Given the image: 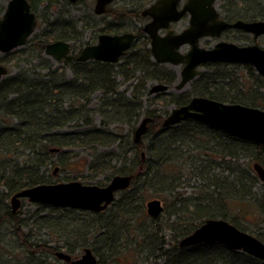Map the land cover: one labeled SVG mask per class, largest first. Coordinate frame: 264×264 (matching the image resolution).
I'll list each match as a JSON object with an SVG mask.
<instances>
[{
  "label": "trees",
  "instance_id": "trees-1",
  "mask_svg": "<svg viewBox=\"0 0 264 264\" xmlns=\"http://www.w3.org/2000/svg\"><path fill=\"white\" fill-rule=\"evenodd\" d=\"M29 1L34 11L40 7L54 10L60 4L59 0ZM62 1L73 5L68 0ZM80 21L62 12L56 19H44L38 15L37 27L40 30L28 39V49H14L4 55V61V57H0V63L17 61L19 68L16 73L10 68L0 80L1 230L5 223H9L22 244L30 246L20 212L12 211L11 197L27 187L63 181L54 175L56 167L75 174L65 179L67 181L87 178L81 171L89 169L94 174L93 179L104 175L103 183L98 182L101 185L108 183L116 174L133 175L130 188L119 193L121 198L118 204V210L128 213L124 216L131 217V221L144 215V204L152 197L166 199L167 194H174L176 203L182 201L185 204L179 207L180 210L171 212L176 217L173 224L186 218L189 220L176 234V241L171 247L176 250V258L169 264H264V261L245 252L217 243L181 247L177 240L192 233L204 220L220 218L264 242L262 232L240 223V219H245L247 208L243 211L240 206H232V201L241 203L250 197V208L264 212V197L254 192L259 178L251 165L249 169L253 175L239 169L241 167L238 165V169L231 167L233 161L241 156L242 150L246 155L250 156L251 153V163L256 161L264 166V144L239 140L196 120L166 128L163 118L168 114L167 109L164 112H148L152 117L148 131L140 142H135L134 133L142 117L149 83L174 84L178 79L177 73L152 59L148 40L143 34L142 40H138L116 64L75 60L69 65L56 66L44 54L47 44L57 40L71 41L72 51L77 55L87 44L83 32L79 30ZM21 62H24V67L19 66ZM227 67L230 66L209 65L210 73H203L194 80L190 91L180 95L171 94L163 99L164 104L180 106L188 103L192 96L200 95L264 109V78L256 74L252 67L248 68V78L242 74L236 76L237 72L233 73ZM55 74L59 75V79L53 78ZM126 83H129L128 87L122 90L121 86ZM93 103L96 105L92 108ZM96 115L101 117L99 124H96ZM122 124L128 127L126 135L117 133L118 125ZM116 145L118 148L111 150ZM80 147L93 150L92 160L81 161L77 158L79 155L74 149ZM101 147L107 150L100 153ZM154 153L158 154V165L151 163ZM229 158L233 161H229ZM113 160L115 164H112ZM214 165L222 167L221 173L215 172ZM184 169L202 178L207 189H212L214 200L193 203L182 192H177V181L180 179L173 175ZM169 182H173L170 188ZM135 206L137 210L131 211ZM57 218L42 216L33 225L40 224V227L55 231L61 229L55 222ZM150 219L153 224L159 225V232L156 234L147 229L143 238L156 235L159 241L156 250H161L157 257H163L168 252L163 249L166 241L163 236L159 237V233L163 231L164 234L167 230L158 219ZM90 225L95 230L101 224L93 222ZM127 227L130 229V226ZM170 227L166 229L172 232V225ZM102 230H106V233L101 235L111 236L108 228ZM114 235L113 231L105 248L116 241L118 244V236L114 238ZM95 243L91 248L99 258V264H103L101 246ZM121 245L124 247V250H119L122 256L128 246L139 247L129 240ZM69 252L75 253L73 248H69Z\"/></svg>",
  "mask_w": 264,
  "mask_h": 264
},
{
  "label": "water",
  "instance_id": "water-1",
  "mask_svg": "<svg viewBox=\"0 0 264 264\" xmlns=\"http://www.w3.org/2000/svg\"><path fill=\"white\" fill-rule=\"evenodd\" d=\"M76 3L80 0H69ZM113 0H97L95 12L102 14L107 5ZM169 1H171L169 3ZM177 0H157L147 8L144 13L153 16L152 22L146 25L145 30L152 38L154 58L160 63L179 65L185 62L180 74L177 89H182L201 70L199 65L208 62H241L253 65L257 72L264 76V48L258 43L241 46L233 42L220 41L213 48L200 46L199 38L205 35L220 36L223 29L234 26L254 32L255 38L264 33V21L244 22L237 21L229 24L218 19V13L210 2L213 0H189L186 6L191 10V28L185 33L168 34L162 37L158 34L161 27H168L170 20L179 19L181 12L176 10ZM199 2L203 4L199 5ZM169 3V4H168ZM208 4V8L205 7ZM171 6L173 14L167 13ZM199 11H198V10ZM37 24L36 13L32 11L29 0H11L7 6L4 17L0 20V52L7 53L26 44ZM135 36L132 34H108L99 36L98 43L87 45L76 57L78 61L90 59L116 63L131 48ZM185 43L192 45L191 50L182 54L178 48ZM71 43L58 40L47 44L45 54L55 61L65 58L68 64L74 55L69 53ZM8 69L0 64V80L7 74ZM170 88L169 85L155 84L151 93ZM194 119L206 123L216 129L223 130L228 135L264 144V109L241 103H227L209 97L194 96L186 105L173 108L164 119L163 126L169 127L182 121ZM151 117H146L138 124L135 130V141L139 142L148 131ZM58 150V148H53ZM143 157L145 154L143 153ZM260 179L264 182V167L260 163L254 164ZM133 175H115L108 185L85 184L79 180L59 183L38 184L27 187L15 193L11 198L12 211L17 212L21 206L22 198L30 202L48 204L56 207H70L74 209L100 212L108 208L115 200L116 193L130 187ZM147 213L158 218L165 210L160 198H154L146 203ZM1 230V226H0ZM219 243L229 249L243 251L264 260V242L254 235L239 229L225 219L210 218L205 220L194 232L183 237L180 246H193L198 244ZM57 256L71 264H98V259L91 248L87 247L81 258L72 260L71 255L59 251Z\"/></svg>",
  "mask_w": 264,
  "mask_h": 264
},
{
  "label": "rangeland",
  "instance_id": "rangeland-1",
  "mask_svg": "<svg viewBox=\"0 0 264 264\" xmlns=\"http://www.w3.org/2000/svg\"><path fill=\"white\" fill-rule=\"evenodd\" d=\"M11 0H0V20L4 17V14L6 13L7 6ZM60 4L59 7L55 10L45 9V7H40L39 10L35 11L37 16L41 15V17L48 18V19H56V17L59 15L60 12L62 14H70L71 17H75L80 19L79 23V30L83 32V39L84 41H94L97 38L98 31H96L97 28L99 27H105V22H107V17L105 14L97 15L94 13V5L95 1L94 0H83L81 3L69 5V4H64L62 3V0H59ZM147 1V2H146ZM150 0H115L114 3L111 5V9H114L117 7L118 9H123L126 10L130 6H135L138 7L139 5L142 6V4L148 3ZM238 2L235 3L234 8L238 12H242L243 14L249 15V16H254L257 14L258 11V1L259 0H236ZM220 3H223V0L219 1ZM261 7L262 11L264 12V0H261ZM260 6V5H259ZM40 30V27L38 26L37 29L35 30L38 32ZM98 30V29H97ZM215 40V39H213ZM216 41V40H215ZM260 44L262 47H264V37L259 39ZM248 43H251V39L247 41ZM209 45L205 42L202 41L201 45L207 48L213 47L215 45V42L213 43L212 40H209ZM30 44H26L23 46V49H28ZM5 54L0 53V57L4 61L5 59ZM16 62L13 63H2L3 65L7 66L8 70L11 68L13 69V73L18 72V66H16ZM56 66H63L64 64L62 62H55ZM20 67H24V62H21L19 64ZM167 67L170 69L174 70L177 73L178 79L174 84H169L170 88L160 91V92H154L150 93V89L155 85V84H161V82H155L152 81L149 83V90H148V95L144 97V106L142 110V117L140 118L138 124L141 122L146 117H151L148 115L149 111H157V112H164L166 109L168 110V114L171 112V110L177 105L171 104V105H165L163 102V99L170 97L171 94L174 95H180L183 94L187 91H190L192 89V82L188 83L184 88L182 89H177L176 86L179 83V77H180V71L182 69V65L174 66V65H168L166 64ZM227 69H230L233 73L237 72L236 76H239V74H242L243 77L248 78L249 73L248 71L244 70L243 68H239L238 70H234V68L227 67ZM202 71L204 73H210V69L207 67H203ZM197 79V78H196ZM195 79V80H196ZM165 84V83H163ZM129 83L123 84L121 86V89L124 90L128 87ZM263 92V91H262ZM98 95V94H97ZM96 103L92 105V108L95 107ZM262 108V107H261ZM167 114V115H168ZM167 115H164L163 121ZM96 124H99L101 121V117L96 115L95 116ZM137 124V125H138ZM180 124V123H179ZM177 125V124H175ZM174 125V126H175ZM119 129L117 130V133H120L121 135H126L128 134V127L126 125H118ZM137 128V127H136ZM168 128V127H166ZM136 130V129H135ZM141 141V140H140ZM118 148V145L112 146L111 150H115ZM107 149L105 147L99 148V152L103 153ZM74 151L79 155L77 158H79L81 161H90L92 160L93 156V150L90 148H85V147H80V148H75ZM245 150L241 151V156L234 160L229 158V161H233V164L231 167L237 168V165L241 168L239 169H245V171L249 172L250 174L253 175V172L250 171L249 166L254 169V164L256 161L252 162L250 161L251 159V153L250 156L244 154ZM118 152V151H117ZM253 152V151H252ZM219 161H221L218 158ZM115 164L116 162L113 160L112 164ZM121 163V162H118ZM215 166V172L216 173H221L222 167L221 166ZM54 168V167H53ZM238 169V168H237ZM57 170L54 175H57L60 179L63 181H67L68 177H72L75 175L73 172L69 173L68 171H63L59 170L58 167L54 169V171ZM86 171V172H85ZM82 170L81 172H84V175L88 176L87 178H82L79 179L80 181L86 183V184H99L98 182L104 181V175H101L98 177V179H93L91 178L94 176L93 172L89 171V169ZM255 171V169H254ZM109 173V171H106ZM228 171L225 173L227 174ZM256 173V171H255ZM174 178L180 179L177 181V192H182L184 197H187L188 200H190L193 203L199 202V201H206L210 202L213 199V196H215L212 192V189H207L206 184L203 183L202 178L198 177L197 175L191 173L190 171H186L185 169L182 170L179 173H175ZM108 183H105L103 185H107ZM254 192L257 194L259 197L262 196L264 197V182L259 178L258 182L255 184ZM174 195V194H173ZM172 194H167L166 199H162L165 204V211L163 215L160 218V223L164 226L165 233L163 234V231L159 233V237L163 236L164 240L166 241V247L171 248L173 243H175V238L177 232H175L174 228L176 227L177 224H173L176 220V217L171 215V212L173 211L176 201L175 198ZM121 196L118 195L117 200L114 204L110 206L109 211H106L104 214H98V213H93L89 211H82V210H77L73 208H59V207H53L49 205H43V204H38V203H33L30 202L28 199H23L22 204L20 206L19 212L21 214V217L24 220V232L27 234L28 239L30 240V244H41L43 242H46L47 244H51L53 246H59L62 244H65L66 247L61 248L63 251L72 254V255H82L83 253V248L84 247H91V245L95 244L100 245L99 247L100 252H101V257L104 262L103 264H163L164 263V258L163 257H157L158 253H149L147 250L140 248V247H127V250L125 252V255L122 256L119 254L120 251L124 250L123 246L119 249L116 247L115 253H110L107 248L104 247V245H107L106 241L100 240L98 241L95 240L96 237H82V241L80 245H75L76 244V238L74 236L69 237L68 235L65 234L63 229H50L48 227H40V224L37 226H34L33 223L35 219L39 217H44L46 215H51V217H59L60 219L64 220L65 222L69 220H78L82 221L84 223L89 222V225L93 222H98L100 224L101 221L104 222L107 218H110L112 216V213H115V219L118 222V226L120 227L121 223H124L125 225L127 224L130 226V229H133L129 235V233H125V231H121V243L125 242L126 240H131L134 239V236L140 229H149L153 233H158V229H154L153 223L151 222L150 216L147 214L146 211V201L144 204L143 216H139L134 218V220L131 221V217L129 216H124L127 215L128 213H124L122 210H118V204L120 202ZM155 198V197H152ZM150 198V199H152ZM158 198V197H157ZM245 199L243 202H233L232 201V206H240L243 208V211L245 208L247 210L245 211L246 216L245 219H240V223L244 226H247L251 229H254V231H260L264 234V212L259 211L257 209H252L250 208L249 203L252 201V198ZM161 199V198H160ZM11 204V201H10ZM112 209L114 211H112ZM242 211V212H243ZM248 211V212H247ZM234 211H231L233 213ZM122 213V214H121ZM188 220L187 218L184 219L183 221L180 220V222H186ZM248 221V222H247ZM79 224V223H78ZM126 225V226H127ZM172 225L173 231L171 232L169 229H166V227H170ZM92 226V225H91ZM112 230L116 229L118 230V227H113L115 226V223L111 225ZM95 231V230H94ZM118 236V231L115 233ZM15 234L12 232L10 224L5 223L2 227V230L0 232V257H3L6 259V262L11 261L12 258L15 260L18 259H24L28 255L24 252V248L20 246L17 250H13V245H16L17 240L16 237L14 236ZM132 235V236H131ZM156 236V235H155ZM125 237L122 241V238ZM181 238H177V240L180 241ZM18 244V243H17ZM22 245V244H21ZM69 248H73L75 253H70ZM120 251H119V250ZM126 249V248H125ZM156 255V257H155ZM39 257V256H37ZM112 257V258H111ZM111 258V259H110ZM8 259V260H7ZM43 259V258H40ZM43 263L41 264H68L67 262L58 259L55 254H52L48 257H46ZM111 260H113L111 262ZM26 264H32L31 262H27Z\"/></svg>",
  "mask_w": 264,
  "mask_h": 264
},
{
  "label": "flooded vegetation",
  "instance_id": "flooded-vegetation-1",
  "mask_svg": "<svg viewBox=\"0 0 264 264\" xmlns=\"http://www.w3.org/2000/svg\"><path fill=\"white\" fill-rule=\"evenodd\" d=\"M81 1H83V0H80L76 3H72L70 1L69 2L71 4H77ZM94 1L96 4L97 0H94ZM114 1L115 0H113L110 4L107 5L106 11H105V13H103L106 15L107 20H108L107 22H105V27L97 28L98 29V30L96 29V31H98L97 38L94 41H86L87 44H85V46L98 43L99 36H100V34H103V33L118 34V35L132 34L135 36V38L132 42V45H131V48H132L138 40H142V34H143V37H146L148 40V48L151 51L152 59L156 62V59L154 58V53L152 50V38H151L150 34L145 30L146 25L149 24L150 22H152L153 16L151 14H148V13L145 14L144 11L147 8H149L151 5L156 3L157 0H153V1L150 0L148 3L144 2L142 4V6L139 5L138 7L130 6L126 10L118 9L117 7H115L114 9H110L111 5L114 3ZM219 1L220 0H213L210 3L212 4V6L215 7V9L218 13V19H221V20H223L229 24H234L240 20L244 21V22H261V21H264V12L262 11V7H261V3H260L261 0L258 1V4L260 6L257 5L258 11H257V14L254 16H249V15L243 14L242 12L236 11L234 8L235 3L238 2L236 0H223V3H220ZM170 2L171 1H169V3ZM176 2H177L176 3V10L178 12H181V16L179 19L170 20L168 27H161L158 30V34L162 37H165L168 34L176 35V34L185 33L186 31H188L191 28V19L193 17V14H192L191 10H187V8H186V6L189 4V0H177ZM198 4L199 5H197L196 8H201L199 6H201L203 4V2H199ZM94 7H95V5H94ZM205 7L206 8L209 7L207 3H205ZM110 10H111V12H109ZM167 13L169 16H171L173 14V10H172L171 6L167 7ZM262 37H264V33L258 35V37L255 38L254 32H250V31H247L246 29L239 28V27L229 26V27L222 30L220 36L205 35V36L200 37L199 38V44H200V46H202L201 42L205 41L209 45L210 44L209 40H212L213 43L215 42V45H213V47L216 46L220 41L233 42V43L239 44L241 46L250 45L253 43L254 44L258 43L261 46L259 39ZM213 39H215L216 41ZM250 39L252 42L248 43L247 41H249ZM72 45H73V43H72ZM72 45L70 46V48H71L70 51H72ZM202 47H204V46H202ZM213 47H211V48H213ZM191 48H192V45L190 43H185L178 48V51H180L182 54H186L191 50ZM205 48H207V47H205ZM208 49H210V48H208ZM128 51H130V50H128ZM72 53H73V51H72ZM60 60L63 61L64 64H66L65 58H62ZM71 61H75V59H73ZM90 61H99V60L90 59L87 62H90ZM100 62H104V61H100ZM219 64L220 65L224 64V65L230 66L231 68H234L236 70H238L239 68H243L246 71H248L249 67H252L254 69V71L256 72V74H258L260 77L264 78V76L259 74L257 72L256 68L251 64L241 63V62H238V63L223 62V61L208 62V63H204V64L199 65L198 68L201 70V73L198 75V77L204 73L202 71L203 67L208 68L209 65H219ZM180 65H182V69H183L185 63H181ZM247 73H249V71ZM215 100H217V99H215ZM218 101H220V100H218ZM222 102H226V101H222ZM109 209L110 208H107L100 213H105L106 211H109ZM112 211H114V210L112 209ZM112 216L114 217V216H116V214L112 213ZM78 257H80V255L79 256L78 255H72V259H75ZM61 260L70 264L69 261H66L64 259H61Z\"/></svg>",
  "mask_w": 264,
  "mask_h": 264
},
{
  "label": "bare ground",
  "instance_id": "bare-ground-1",
  "mask_svg": "<svg viewBox=\"0 0 264 264\" xmlns=\"http://www.w3.org/2000/svg\"><path fill=\"white\" fill-rule=\"evenodd\" d=\"M58 7L59 6H57V8ZM56 9H54V10L56 11ZM53 78L57 80V79H59V75L55 74L53 76ZM92 105H91V107H92ZM157 158H158V154L154 153L153 156L151 157V163L153 165L159 164V160ZM116 175H118V174H116ZM168 185L170 188L173 185V182H169ZM175 201H176V198H175ZM183 205H185V204H183L182 201H178L173 210H175V209L180 210L179 207H182ZM136 210H137L136 206L134 208L133 207L131 208V211H136ZM162 215H160L158 218H153V219H158L160 222V218ZM114 217L111 216L110 218L106 219L97 229H95V231L93 230L94 228L91 225L86 224L82 221H78V220H69V221L65 222L64 220L62 221V219L57 218V221H55V222L59 224V226L61 227V229L64 230L66 235H68L69 237L74 236L76 238V244L75 245L81 244L82 237H86V238L87 237H90V238L96 237V238H98L99 241L100 240L107 241L112 236L113 231L115 233L118 231V244L116 241V243H112L107 247L109 252L115 253L116 247H118L120 249L121 246H123V245H121V243H119V241L121 239V233L120 232L125 231V233H129V235H130V233H132L131 231L133 229H129L127 227L128 225L126 224L127 225L126 226L124 223H121L120 227H119L118 222L116 221V219ZM188 220H186V222H188ZM36 221H37V219H35L34 222H36ZM181 221H183V220H181ZM151 222H152V220H151ZM186 222H180L179 221L177 223L176 227L174 228L175 232L178 233V231H180L182 227L187 225ZM114 223H115V226H113V227H118L117 231H116V229L112 230L111 225ZM105 227L110 230V233H111L110 237H106V236L101 235V233H106L105 232L106 230H102ZM152 227L154 229H158V231H159V225L153 224ZM120 229H121V231H120ZM146 231H147V229H140L138 231V233H136L134 236L131 235L132 237H134V239H131L130 241L132 243L138 244L140 248L147 250L149 253L161 254L160 249L156 250V248H157L156 245L157 244L159 245V241L157 239V236L152 234V236L149 235V238H147V239L143 238ZM116 235L117 234H115L113 237L116 238ZM16 240H17L18 244L16 243V245H13V250H17L20 246H22L25 249L24 252L28 256L24 259H18V260H15L14 258H12L11 261H8V262H6V259H4L3 257H0V264H26L27 262H31L32 264H41L45 261L43 259H45L46 257H48L52 254H56L59 251H63V249L61 250V248L66 247V245L62 244V243H61V245H59L57 247L53 246L51 244H47V243H41V244L36 243V244H32V245L28 246L27 244L23 245L21 239L18 238V236L16 237ZM163 249H164V251L168 252V253L164 254L163 258H164V261H167L166 263L169 264L171 261H173L176 258L174 256V253L176 252V250L171 249V248H167L166 245L163 247ZM54 251H55V253H53ZM37 256H39V257H37ZM40 258H43V259H40Z\"/></svg>",
  "mask_w": 264,
  "mask_h": 264
}]
</instances>
